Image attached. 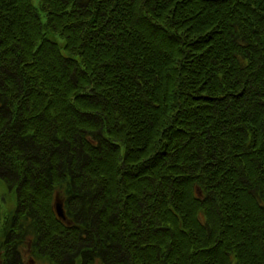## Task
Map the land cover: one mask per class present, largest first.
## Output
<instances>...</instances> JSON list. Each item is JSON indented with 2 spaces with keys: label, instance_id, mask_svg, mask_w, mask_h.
Wrapping results in <instances>:
<instances>
[{
  "label": "trees",
  "instance_id": "1",
  "mask_svg": "<svg viewBox=\"0 0 264 264\" xmlns=\"http://www.w3.org/2000/svg\"><path fill=\"white\" fill-rule=\"evenodd\" d=\"M37 1L0 0V264H264V0Z\"/></svg>",
  "mask_w": 264,
  "mask_h": 264
},
{
  "label": "rangeland",
  "instance_id": "2",
  "mask_svg": "<svg viewBox=\"0 0 264 264\" xmlns=\"http://www.w3.org/2000/svg\"><path fill=\"white\" fill-rule=\"evenodd\" d=\"M36 3H38L37 0H34ZM15 193L14 191H11V189L2 181L0 180V204H1V212L3 215V221L7 218V216L12 212V209L15 205ZM6 232H4V229L0 232V261H3L1 257V243L5 237ZM25 260L29 261L30 256L27 254L25 256ZM32 264H51V262L48 259H36L32 262Z\"/></svg>",
  "mask_w": 264,
  "mask_h": 264
},
{
  "label": "water",
  "instance_id": "3",
  "mask_svg": "<svg viewBox=\"0 0 264 264\" xmlns=\"http://www.w3.org/2000/svg\"><path fill=\"white\" fill-rule=\"evenodd\" d=\"M58 209V213L60 214V215H62V211H61V209L60 208H57Z\"/></svg>",
  "mask_w": 264,
  "mask_h": 264
}]
</instances>
